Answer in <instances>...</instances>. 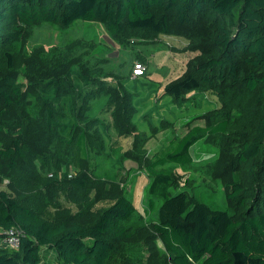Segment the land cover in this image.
<instances>
[{
    "label": "trees",
    "instance_id": "obj_1",
    "mask_svg": "<svg viewBox=\"0 0 264 264\" xmlns=\"http://www.w3.org/2000/svg\"><path fill=\"white\" fill-rule=\"evenodd\" d=\"M77 19L102 22L115 39L181 29L190 37L189 44L202 49L192 69L168 82L164 93L183 105L191 92L210 90L224 109H216L213 121L190 127L148 160L150 208L155 197L163 199L151 227L164 245L168 264H264V0H0V129L11 133L0 144V173L8 172L10 178L12 172L34 169L32 146L19 133L31 120L50 140L64 142L71 156L76 149L86 156L106 150L101 121L91 118L88 110L105 88L112 90L108 82L96 84L90 75L75 71L80 82L73 84L70 119L58 96L50 93L37 95L40 116L19 111L26 101L14 71L17 44L35 25L68 27ZM58 88L56 84L55 93ZM107 105H115L113 97ZM136 111L130 104V116ZM205 138L223 140L231 156L230 170L248 176L245 182L231 181L226 210L214 209L187 190L173 193L177 175L158 168L167 163L190 165L191 148ZM43 187L47 197L63 196L76 205L89 203L93 193L86 171L64 170L47 178ZM136 214V205L121 193L90 220L88 215L79 219L76 212L47 218L36 201L1 189L0 240L9 229L24 232L19 247L0 245V264H46L44 247L57 252L60 264H111L122 243L142 235L145 227L131 222Z\"/></svg>",
    "mask_w": 264,
    "mask_h": 264
},
{
    "label": "rangeland",
    "instance_id": "obj_2",
    "mask_svg": "<svg viewBox=\"0 0 264 264\" xmlns=\"http://www.w3.org/2000/svg\"><path fill=\"white\" fill-rule=\"evenodd\" d=\"M189 42L190 37L181 29L155 37L129 33L124 39H115L102 22L86 19H77L68 27L43 22L28 30L16 46L14 71L23 84L26 101L19 111L40 116L37 95L50 93L58 96L59 106L64 107L70 119L73 84L80 82L73 75L75 71L90 75L96 84L108 82L112 90L105 88L99 98L91 100L88 110L91 118L101 121L106 150L86 156L76 149L71 156L64 142L50 140L31 120L19 127V133L32 146L34 169L12 172V178L8 172H1L0 190L36 201L47 218L76 212L79 219L88 215L89 220L124 193L137 207L131 222L145 229L138 238L122 243L111 264H168L164 245L154 237L151 227L152 221L158 220L163 199L155 197V206L150 208L148 160L190 127L213 121L214 111L224 107L210 90L191 92V98L183 105L164 93V86L183 77L201 55L202 49ZM137 62H143L146 70L135 79L133 69ZM45 84L47 92L43 90ZM56 84L59 88L55 93ZM112 97L115 105L108 106ZM130 104L137 108L131 116ZM162 125L168 128L155 133L154 128ZM10 134L0 129V144L11 138ZM226 146L221 139L205 138L191 148L190 165L167 163L158 168L170 169L177 175L178 185L172 188L173 193L187 190L214 209L226 210L230 206L227 192L231 181L245 182L248 177L245 171L230 170L231 156L225 152ZM64 170L71 174L90 173L93 193L89 203L76 205L63 196L45 195V180ZM51 258L54 260L55 256Z\"/></svg>",
    "mask_w": 264,
    "mask_h": 264
},
{
    "label": "built area",
    "instance_id": "obj_3",
    "mask_svg": "<svg viewBox=\"0 0 264 264\" xmlns=\"http://www.w3.org/2000/svg\"><path fill=\"white\" fill-rule=\"evenodd\" d=\"M146 66L143 62H137L134 65L133 76H141L145 73ZM23 230L19 227H15L7 230L6 235L0 240V245H8L12 247H19Z\"/></svg>",
    "mask_w": 264,
    "mask_h": 264
},
{
    "label": "crops",
    "instance_id": "obj_4",
    "mask_svg": "<svg viewBox=\"0 0 264 264\" xmlns=\"http://www.w3.org/2000/svg\"><path fill=\"white\" fill-rule=\"evenodd\" d=\"M142 76V75H141ZM141 76H134V78H138V77H141ZM51 254V256H49V254ZM44 256L45 259H43V262H45L46 264H60L59 263V260H58V256H57V252L53 249H48L46 247H44L42 249V257ZM55 256V259L52 260L51 257Z\"/></svg>",
    "mask_w": 264,
    "mask_h": 264
}]
</instances>
